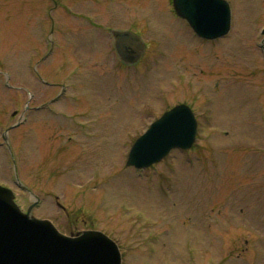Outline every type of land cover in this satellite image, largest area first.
Here are the masks:
<instances>
[{
	"label": "rangeland",
	"instance_id": "obj_1",
	"mask_svg": "<svg viewBox=\"0 0 264 264\" xmlns=\"http://www.w3.org/2000/svg\"><path fill=\"white\" fill-rule=\"evenodd\" d=\"M228 1L232 12L229 33L205 42L172 15L170 0H0V133L17 121L30 97L27 121L10 129L9 139L19 179L41 200L31 212L34 216L58 228L65 229L71 220L76 222L72 228L108 232L122 246L123 264H188L182 249L187 239L197 247L196 264H217L223 258L225 264L264 262L260 249L256 257L242 250V234L233 230L237 221L245 226L252 218L264 220V140L260 132L264 128V60L259 48L264 0ZM68 4L78 12L86 7L97 11V28L68 15ZM147 11L152 14L144 16ZM106 23L115 29L131 26L142 34L146 50L137 64H121ZM48 49L55 52L42 62ZM27 62L36 64L37 73L46 75L50 84L37 83ZM60 79L66 80L67 92L52 104L54 114H49L43 104L58 95ZM199 91L212 93L215 99L218 130L205 128L209 124L205 109L198 120L197 142L202 144L207 132L215 137L229 131L219 147L235 146L244 153L234 167L229 155L220 162L228 172L233 167L236 175H224L214 186L209 183L220 175L211 168L209 146L200 151L208 158L206 162H197L199 151L193 149L186 155L172 151L151 169L126 166L125 154L132 140L165 107L186 101L199 116ZM72 116L88 124L96 121L99 128L92 124V137L81 136L71 125ZM98 143L101 155L85 158ZM56 147L59 156L53 162ZM6 156L0 144V183L13 190L15 201L25 210L33 197L14 184L12 162ZM93 173H97L95 179ZM207 175L212 176L206 183ZM91 179L92 184L81 188ZM53 193L59 195L57 200L65 211L55 205ZM239 207L245 211L237 218ZM225 217H231L230 223ZM142 223L152 228H138ZM148 232L164 241L151 245L152 253L146 257L141 242ZM226 234L222 251L217 241Z\"/></svg>",
	"mask_w": 264,
	"mask_h": 264
},
{
	"label": "water",
	"instance_id": "obj_2",
	"mask_svg": "<svg viewBox=\"0 0 264 264\" xmlns=\"http://www.w3.org/2000/svg\"><path fill=\"white\" fill-rule=\"evenodd\" d=\"M181 2L178 0L177 3L180 11L190 18L198 34L211 37L207 28L220 22L224 29L218 34L226 33L229 12L223 0H186L187 7ZM113 35L120 58L126 63L135 62L143 48L139 37L128 31L113 32ZM167 117L155 122L134 143L130 164L146 166L163 157L174 145L189 146L184 141L192 134L188 116L181 115L179 122L175 115ZM164 123L168 129L161 131L167 127ZM182 136H186V139L181 142ZM48 225L47 222L35 221L18 212L11 202L10 191L0 187V264L19 263L15 255L18 245L23 246V264H118L115 249L102 237L89 235L78 242L66 243V240L54 235Z\"/></svg>",
	"mask_w": 264,
	"mask_h": 264
}]
</instances>
